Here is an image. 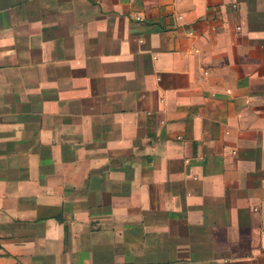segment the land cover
Masks as SVG:
<instances>
[{
  "label": "crops",
  "instance_id": "crops-1",
  "mask_svg": "<svg viewBox=\"0 0 264 264\" xmlns=\"http://www.w3.org/2000/svg\"><path fill=\"white\" fill-rule=\"evenodd\" d=\"M0 264H264V0H0Z\"/></svg>",
  "mask_w": 264,
  "mask_h": 264
}]
</instances>
